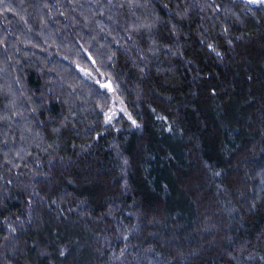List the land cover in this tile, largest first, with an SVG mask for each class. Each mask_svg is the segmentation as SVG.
<instances>
[{
	"label": "trees",
	"instance_id": "16d2710c",
	"mask_svg": "<svg viewBox=\"0 0 264 264\" xmlns=\"http://www.w3.org/2000/svg\"><path fill=\"white\" fill-rule=\"evenodd\" d=\"M0 264H264V2L0 0Z\"/></svg>",
	"mask_w": 264,
	"mask_h": 264
},
{
	"label": "rangeland",
	"instance_id": "374dc122",
	"mask_svg": "<svg viewBox=\"0 0 264 264\" xmlns=\"http://www.w3.org/2000/svg\"><path fill=\"white\" fill-rule=\"evenodd\" d=\"M248 1L251 3H254L253 0H248ZM79 71L85 79L89 81H93L94 83L98 84L104 90L108 88L107 90L110 96V101H109L108 108L104 111V118H105L106 124H110V125L117 127V123L121 119L131 122L132 124L134 123V120L130 116L123 101L117 95L114 88H112L107 83H105L103 76L100 75L99 72L95 73L94 70L91 68H88V69L81 68L79 69Z\"/></svg>",
	"mask_w": 264,
	"mask_h": 264
},
{
	"label": "snow or ice",
	"instance_id": "6c2138e0",
	"mask_svg": "<svg viewBox=\"0 0 264 264\" xmlns=\"http://www.w3.org/2000/svg\"><path fill=\"white\" fill-rule=\"evenodd\" d=\"M254 3H257V2H264V0H253ZM63 254V253H62Z\"/></svg>",
	"mask_w": 264,
	"mask_h": 264
}]
</instances>
